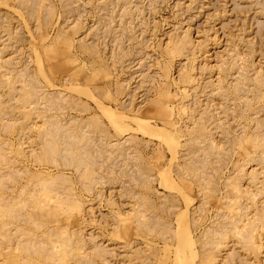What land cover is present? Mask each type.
<instances>
[{"label":"rangeland","instance_id":"374dc122","mask_svg":"<svg viewBox=\"0 0 264 264\" xmlns=\"http://www.w3.org/2000/svg\"><path fill=\"white\" fill-rule=\"evenodd\" d=\"M174 263L264 264V0H0V264Z\"/></svg>","mask_w":264,"mask_h":264},{"label":"bare ground","instance_id":"6f19581e","mask_svg":"<svg viewBox=\"0 0 264 264\" xmlns=\"http://www.w3.org/2000/svg\"><path fill=\"white\" fill-rule=\"evenodd\" d=\"M102 108H103V107H102ZM99 109H100V108H99ZM106 110L108 111V113H110V112L112 111L111 109H110V110H111L110 112H109L108 109H106ZM106 110H105V112H106ZM114 114H115V113H114ZM116 114H117V113H116ZM107 115H108V114H107ZM109 115H110V114H109ZM109 115H108V117H109V119H110L111 116H109ZM112 115H113V114H112ZM121 115H122V114H121ZM114 116H116V115H113V117H114ZM119 116H120V115H119ZM119 116H118V114H117V117H119ZM122 117H123V115H122ZM111 118H112V117H111ZM115 118H116V117H115ZM116 119H117V118H116ZM116 119H114V120L112 119V120L115 121ZM125 119H126V118H125ZM112 120H111V121H112ZM107 121H108V120H107ZM116 121H117V120H116ZM116 121H115V123H116ZM118 121H119V119H118ZM136 122H137V121H136ZM113 123H114V122H113ZM137 123H138V122H137ZM148 123H149V122H148ZM146 125H147V124H146ZM145 127H146V126H145ZM145 127H144V128H145ZM147 127H149V126L147 125ZM147 127H146V128H147ZM142 128H143V126L141 127V129H142ZM125 130H127V129H125ZM147 130H150V127H149V129H147ZM152 130H153V129H152ZM140 131H141V130H140ZM145 131H146V129H145ZM126 132H128V131H126ZM130 133H131V132H130ZM154 133H155V132H154ZM164 134H165V133H164ZM153 135H154V134H153ZM143 136H144V135H143ZM149 136H150V135H149ZM59 208H60V207H59ZM66 209H67V208H66ZM185 226H186V225H185ZM180 227H181V226H180ZM185 228H186V227H185ZM184 230H185V233H186V229H184ZM189 235H190V234H189ZM185 236H186V235H185ZM187 236H188V234H187ZM188 238H189L188 240H190V241H188L189 244H190V242H192V241H191V238H190V237H188ZM185 239H186V238H185ZM185 239H183L184 241H182V243L184 242L185 244H187V243L185 242ZM186 241H187V239H186ZM185 244H183V246H184ZM181 245H182V244H181ZM183 246H182V247H183ZM187 246H189V245H187ZM179 248H180V246H179ZM179 248H178V249H179ZM184 248H185V247H184ZM182 252H183V250H182ZM177 253H178V251H177ZM183 254H184V253H183ZM192 254H193V253H192ZM190 255H191V254H190ZM184 256H185V255H183V257H184ZM192 256H193V255H192ZM183 257H182V258H183ZM178 259H179V258H178ZM193 259H196V257L193 258ZM174 260H175V259H174ZM184 261H185V260H184ZM192 261H193V260H192ZM192 261H191V262H192ZM182 262H183V261H182ZM193 262H194V261H193ZM174 264H175V263H174Z\"/></svg>","mask_w":264,"mask_h":264}]
</instances>
